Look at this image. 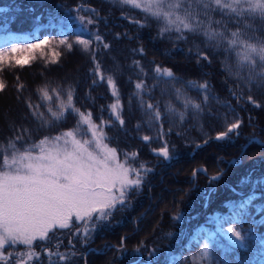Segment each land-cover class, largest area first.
Masks as SVG:
<instances>
[{
  "label": "trees",
  "instance_id": "1",
  "mask_svg": "<svg viewBox=\"0 0 264 264\" xmlns=\"http://www.w3.org/2000/svg\"><path fill=\"white\" fill-rule=\"evenodd\" d=\"M77 8L78 12L74 10ZM77 15L85 18V24L76 19ZM212 16L214 20H229L219 11ZM36 17H41L42 27L35 26ZM52 17L55 19L49 26ZM87 19L94 23L88 25ZM137 21L146 26L140 27ZM254 25L255 33L250 29L249 33L264 40V23L257 18ZM160 27L154 19L145 20L140 10L122 7L115 0H0V49L13 43H34L49 38L53 41L50 47L60 53L58 62L50 63L53 56L45 48L43 55L39 51L32 54L35 59L29 65L13 66L0 73V79L6 84L0 91V143L6 145L8 140L22 136L23 139L17 141L22 148L75 126L77 117L72 115L48 128L42 127L32 116L28 102L40 103L37 89L46 84L50 89L66 90L70 86L75 90L77 108L82 112L90 111L97 124L101 118L109 121V105L116 99L107 85V77L112 76L119 91L124 126L115 121L105 127L109 146L118 150L121 160L122 153L137 152V159L130 163L135 167L143 163L153 169L145 177L140 191L131 193L124 207L118 205L107 220L99 222L91 238L85 240L82 234H71L81 228L82 223L74 224L71 229L54 230L47 250L59 251L68 257L65 261L53 257L56 264H192V257L200 251L202 239L197 237L201 231L215 232L216 225L211 221L217 216L227 218L230 202L248 194L250 186L241 187L240 180L248 176L253 181L264 179V86L249 84L234 75L236 57L224 51L226 44L217 51L206 45L203 35L184 33L187 39L180 40L177 33L171 32L161 37ZM217 27L222 25L213 24V28ZM227 27L235 30L237 25L229 22ZM90 33L99 34L109 45L104 49L103 45L92 42L91 48L98 47L95 63L91 53L82 51V46L75 43L77 38H89ZM64 38L73 43L72 51L58 46V41ZM197 49L208 56V60L199 58L198 63ZM134 61L140 62L147 75L140 72ZM97 63L104 80L95 75ZM156 65L171 69L183 81H207L210 95L216 99L208 101L202 115L196 116L189 110L181 122L179 116L164 113L169 100L177 111H182L183 106L174 95H161V89L166 87L161 83L150 94L145 91L142 110L139 98L132 95L135 83L144 80L147 88H152ZM230 67L232 73L228 71ZM247 75L246 70L242 72V76ZM20 85L23 88L18 91ZM186 92L203 106V96L197 90ZM237 97L242 99L238 102ZM249 97L260 106L250 103ZM157 102L162 120L153 122L150 127L145 114L147 104ZM225 105H230L234 111L229 112ZM40 111L45 112V109L42 107ZM236 119L241 121L239 134H230L231 140H215L217 133L226 131L227 125ZM161 124L163 139L160 138ZM146 135L151 137L148 143L142 139ZM209 136L211 139L204 144ZM165 142L175 157L172 161H164L153 153V149L163 147ZM197 144L202 146L197 148ZM234 160L239 161L238 165L232 166ZM200 169L206 172L198 171ZM194 170H197L195 177ZM221 170L224 172L221 179L210 182V177ZM256 195L255 207L250 206L248 214L238 224L242 231L255 234L256 239L250 237L246 241L247 248L227 254L213 249L210 244L220 264L224 259L234 264L235 256H239L242 264H264V255L258 246V241L264 245V223L260 222L264 214L256 211L264 207V187H257ZM177 216L179 219H174ZM122 238L124 244L120 250ZM220 242L226 244L223 238ZM33 247L40 253V259H33L29 264H49L44 242H34ZM26 251L24 245L18 244L14 248L6 246L4 254L11 253V264H15Z\"/></svg>",
  "mask_w": 264,
  "mask_h": 264
},
{
  "label": "snow or ice",
  "instance_id": "2",
  "mask_svg": "<svg viewBox=\"0 0 264 264\" xmlns=\"http://www.w3.org/2000/svg\"><path fill=\"white\" fill-rule=\"evenodd\" d=\"M122 7L129 6L138 9L145 14V20L154 19L161 25L159 34L161 37L166 33H177V39L186 40L184 33L203 35L207 46L217 51L225 44V52L234 53L236 57L234 75L247 83L264 86V40L254 37L256 28L254 21L258 18L264 23V0H115ZM79 11V9H74ZM87 10V9H85ZM219 11L222 17L229 20H214L212 13ZM94 12V10H93ZM98 15V13H95ZM203 17V19H202ZM50 18L49 26L54 21ZM76 19L83 25L85 18L77 15ZM41 17L35 18V26L42 27L39 21ZM237 25L235 30H229L228 23ZM86 23H94L87 19ZM140 27L146 26L137 21ZM213 24L221 26L213 28ZM242 25V27H240ZM251 30L249 33L248 30ZM230 33V34H227ZM98 46L103 45L108 49L109 45L97 33H90L89 38H77L76 44L82 46V51L90 52L94 63L97 48H91L92 42ZM7 43V42H6ZM53 41L49 38L37 40L34 43H13L10 47L0 49V73L6 68L18 66L23 68L29 65L35 56L33 53L39 51L42 55L44 49L48 48L53 59L50 63H57L60 53L50 47ZM63 45L68 51H72L73 43L67 38L60 39L58 46ZM143 54V49L140 50ZM28 53L29 55H17ZM199 58L208 60V56L202 55L197 49ZM140 72L144 69L139 61H134ZM247 71V77L242 72ZM230 73L232 68H228ZM155 83L152 88H147L144 80L135 83L133 96L139 98V105L144 110L145 101L143 94H149L152 89L161 83L166 85L161 89V95H174L176 100L182 104L183 110L177 111L171 100L165 103L164 113L167 115L179 116L181 122L191 110L194 115L200 116L204 107L208 106L210 99H216L210 95V85L207 81L203 83L188 80L183 81L177 77L169 68H162L156 65L154 68ZM95 75L101 80L105 77L100 72V65L96 64ZM147 75V73H144ZM95 84V81L93 82ZM177 84L181 87H177ZM107 85L115 97V102L109 105L110 120L101 118L97 124L90 111L82 112L75 106L74 92L70 86L66 90L59 87L49 88L43 85L37 89L41 102L33 105L28 102V108L32 116L39 120L42 127H52L64 122L67 115L77 117L74 127L58 133L55 136H44L38 142L26 144L22 148L17 141L23 139L16 136L8 140L7 144L0 143V264H11L12 254H4L6 246L15 247L24 245L27 249L21 253L20 259L15 264H29L33 259L39 260L40 253L34 251V242H44L45 255L49 258V264H56L53 257L59 261H65L68 257L59 251H48L47 244L51 242L56 229H71L74 224H81L71 234L73 236L82 234L87 240L89 233L94 231L99 222L107 220L117 210V206L124 207L129 196L133 192H139L145 177L153 169L141 163L135 167L130 161H135L137 152L122 153L123 160L119 158L118 150L109 146V137L105 133V127L119 121L124 126L121 116L122 105L120 103L119 91L112 76L107 77ZM6 87L5 82L0 79V91ZM23 88L20 85L18 91ZM186 90H197L203 96V106L200 102L187 95ZM233 95H235L233 93ZM242 97H237V100ZM250 103L256 104L251 97ZM220 103L219 100H217ZM229 112L234 109L230 105ZM45 112H41V108ZM145 114L148 116L147 123L151 127L153 122L159 123L162 120V112L159 102L148 103ZM114 117V120L112 119ZM225 121L227 117L225 116ZM140 125H137L139 129ZM241 121L236 119L227 125V130L217 133L215 140H231L232 133H238ZM163 125L161 124L160 138L163 139ZM24 131H27L26 129ZM143 141L148 143L149 136H143ZM211 137L204 140L207 144ZM259 143V141H253ZM202 145L197 144L199 148ZM154 155L162 157L164 161L175 159L170 152L167 142L159 149H153ZM239 161L234 160L232 166L238 165ZM198 171H205L200 169ZM197 170L193 171V176ZM224 175L223 170L210 177V182L218 181ZM240 186H250L246 196L242 195L238 201L230 202V215L225 217L217 216L212 223L216 225V231L202 230L197 239L204 242L200 251L192 258V264H220L213 256L210 244L213 249H221L227 254L237 249L248 247L246 241L250 238L249 232L241 231L238 224L248 214L249 207H255L257 199L256 188L264 187V179L252 180L251 176L240 180ZM256 211L264 214V207L256 208ZM179 219V216L174 217ZM264 223V219L260 221ZM229 224L225 229L224 225ZM223 238L226 244L220 242ZM72 241L69 240V245ZM123 238L121 239L120 250H123ZM58 247V245H57ZM74 254V253H73ZM234 264H242L239 256L233 258ZM223 264H230L227 259Z\"/></svg>",
  "mask_w": 264,
  "mask_h": 264
},
{
  "label": "rangeland",
  "instance_id": "3",
  "mask_svg": "<svg viewBox=\"0 0 264 264\" xmlns=\"http://www.w3.org/2000/svg\"><path fill=\"white\" fill-rule=\"evenodd\" d=\"M229 226H232V225H228V226H224V227H225V229H226V228L229 227ZM238 227H239V226H238ZM239 228H240V227H239ZM215 230H216V228H215ZM240 230L242 231V228H240ZM93 234H94L93 231H91V232L89 233V237H88V238H91V237L93 236ZM250 237L256 239V236H255V234H253V233L250 234ZM203 242H204V241L202 240L201 246H202ZM258 242H259L258 246L260 247L259 250H260V252H261V254H262V256H263V255H264V245H263L260 241H258ZM201 246H200V247H201ZM194 256H196V255H194ZM194 256H193V257H194ZM193 257H192V258H193Z\"/></svg>",
  "mask_w": 264,
  "mask_h": 264
}]
</instances>
